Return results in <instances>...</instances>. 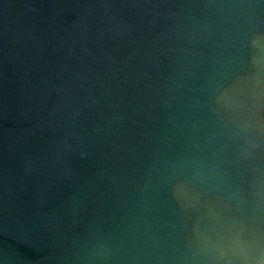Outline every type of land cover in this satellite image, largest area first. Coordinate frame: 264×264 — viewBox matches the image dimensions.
<instances>
[{
	"label": "water",
	"instance_id": "obj_1",
	"mask_svg": "<svg viewBox=\"0 0 264 264\" xmlns=\"http://www.w3.org/2000/svg\"><path fill=\"white\" fill-rule=\"evenodd\" d=\"M0 264H264V0H0Z\"/></svg>",
	"mask_w": 264,
	"mask_h": 264
}]
</instances>
